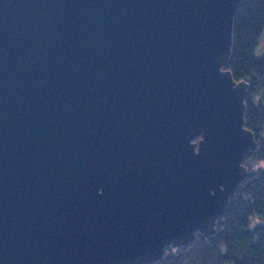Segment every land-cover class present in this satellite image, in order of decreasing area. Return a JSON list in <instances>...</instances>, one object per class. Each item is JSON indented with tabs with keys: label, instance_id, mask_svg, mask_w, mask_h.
Instances as JSON below:
<instances>
[{
	"label": "water",
	"instance_id": "95a60500",
	"mask_svg": "<svg viewBox=\"0 0 264 264\" xmlns=\"http://www.w3.org/2000/svg\"><path fill=\"white\" fill-rule=\"evenodd\" d=\"M241 0H0V264H149L248 174Z\"/></svg>",
	"mask_w": 264,
	"mask_h": 264
},
{
	"label": "trees",
	"instance_id": "16d2710c",
	"mask_svg": "<svg viewBox=\"0 0 264 264\" xmlns=\"http://www.w3.org/2000/svg\"><path fill=\"white\" fill-rule=\"evenodd\" d=\"M264 31V0H241L233 22L231 54L225 68L234 79L248 82L245 125L256 145L244 163L248 174L219 217L216 232L198 231L188 244L165 249L149 264H264V52L256 46Z\"/></svg>",
	"mask_w": 264,
	"mask_h": 264
},
{
	"label": "rangeland",
	"instance_id": "374dc122",
	"mask_svg": "<svg viewBox=\"0 0 264 264\" xmlns=\"http://www.w3.org/2000/svg\"><path fill=\"white\" fill-rule=\"evenodd\" d=\"M256 53H259V54H261V53H263L264 52V31H263V33H262V35H261V37H260V39H259V42H258V44H257V46H256ZM262 163V165L264 164V161H262L261 162ZM203 237V236H202ZM209 237V236H208ZM204 238H207V237H204ZM180 248V247H179ZM178 249V248H177ZM177 249L176 250H172V248H171V250H172V252H176L177 251Z\"/></svg>",
	"mask_w": 264,
	"mask_h": 264
},
{
	"label": "flooded vegetation",
	"instance_id": "af4514ba",
	"mask_svg": "<svg viewBox=\"0 0 264 264\" xmlns=\"http://www.w3.org/2000/svg\"><path fill=\"white\" fill-rule=\"evenodd\" d=\"M264 165V164H263Z\"/></svg>",
	"mask_w": 264,
	"mask_h": 264
}]
</instances>
